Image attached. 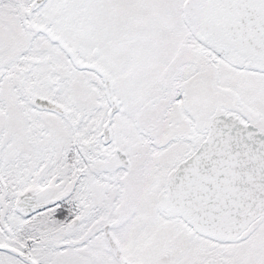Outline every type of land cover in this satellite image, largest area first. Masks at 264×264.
<instances>
[{
    "label": "snow or ice",
    "instance_id": "1",
    "mask_svg": "<svg viewBox=\"0 0 264 264\" xmlns=\"http://www.w3.org/2000/svg\"><path fill=\"white\" fill-rule=\"evenodd\" d=\"M0 264H264V0H0Z\"/></svg>",
    "mask_w": 264,
    "mask_h": 264
}]
</instances>
